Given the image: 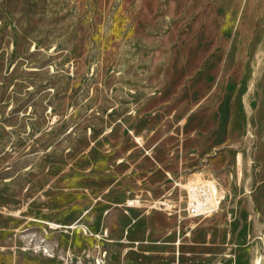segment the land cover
<instances>
[{"label": "rangeland", "instance_id": "obj_1", "mask_svg": "<svg viewBox=\"0 0 264 264\" xmlns=\"http://www.w3.org/2000/svg\"><path fill=\"white\" fill-rule=\"evenodd\" d=\"M0 264H264V0H0Z\"/></svg>", "mask_w": 264, "mask_h": 264}, {"label": "built area", "instance_id": "obj_2", "mask_svg": "<svg viewBox=\"0 0 264 264\" xmlns=\"http://www.w3.org/2000/svg\"><path fill=\"white\" fill-rule=\"evenodd\" d=\"M171 181L173 186L181 190L179 198L182 205L177 210V220L181 217L199 218L210 215L218 209L224 198V190L216 179L203 171H190L185 175L181 173L171 178ZM123 203L127 206H136L140 204V198L136 194L127 196ZM161 204L170 208V204L166 202ZM170 212L171 210L168 211Z\"/></svg>", "mask_w": 264, "mask_h": 264}, {"label": "crops", "instance_id": "obj_3", "mask_svg": "<svg viewBox=\"0 0 264 264\" xmlns=\"http://www.w3.org/2000/svg\"><path fill=\"white\" fill-rule=\"evenodd\" d=\"M126 197H127V196H126ZM126 197H125V198H126ZM195 218H197V217H195Z\"/></svg>", "mask_w": 264, "mask_h": 264}]
</instances>
